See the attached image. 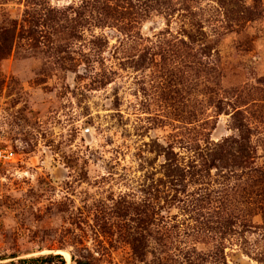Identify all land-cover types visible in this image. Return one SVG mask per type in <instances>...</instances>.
Returning a JSON list of instances; mask_svg holds the SVG:
<instances>
[{
	"label": "rangeland",
	"instance_id": "obj_1",
	"mask_svg": "<svg viewBox=\"0 0 264 264\" xmlns=\"http://www.w3.org/2000/svg\"><path fill=\"white\" fill-rule=\"evenodd\" d=\"M56 255L264 264V0H0V264Z\"/></svg>",
	"mask_w": 264,
	"mask_h": 264
},
{
	"label": "trees",
	"instance_id": "obj_2",
	"mask_svg": "<svg viewBox=\"0 0 264 264\" xmlns=\"http://www.w3.org/2000/svg\"><path fill=\"white\" fill-rule=\"evenodd\" d=\"M58 258L61 259V263L62 264H66V260L64 259V257L62 255H56ZM55 258L54 255L52 256H48V257H41V258H37V259H31V262H37L38 260H47V259H52ZM72 259L76 262V264H91L89 261H87V259H82V258H77L74 259V257H72Z\"/></svg>",
	"mask_w": 264,
	"mask_h": 264
},
{
	"label": "bare ground",
	"instance_id": "obj_3",
	"mask_svg": "<svg viewBox=\"0 0 264 264\" xmlns=\"http://www.w3.org/2000/svg\"><path fill=\"white\" fill-rule=\"evenodd\" d=\"M66 258H69L70 257V255L67 253V251L66 252H61ZM70 260V259H69Z\"/></svg>",
	"mask_w": 264,
	"mask_h": 264
}]
</instances>
